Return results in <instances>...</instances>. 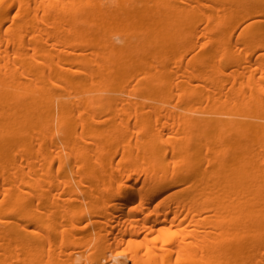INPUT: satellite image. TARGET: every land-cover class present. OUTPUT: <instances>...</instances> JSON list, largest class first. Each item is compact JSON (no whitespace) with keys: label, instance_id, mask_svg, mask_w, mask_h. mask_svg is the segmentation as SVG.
Wrapping results in <instances>:
<instances>
[{"label":"bare ground","instance_id":"obj_1","mask_svg":"<svg viewBox=\"0 0 264 264\" xmlns=\"http://www.w3.org/2000/svg\"><path fill=\"white\" fill-rule=\"evenodd\" d=\"M0 264H264V0H0Z\"/></svg>","mask_w":264,"mask_h":264}]
</instances>
